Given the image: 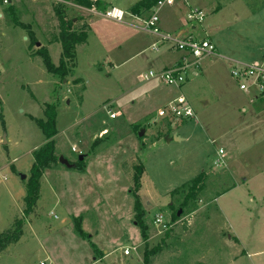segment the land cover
<instances>
[{
  "label": "rangeland",
  "instance_id": "374dc122",
  "mask_svg": "<svg viewBox=\"0 0 264 264\" xmlns=\"http://www.w3.org/2000/svg\"><path fill=\"white\" fill-rule=\"evenodd\" d=\"M2 1L0 233L21 221L22 235L0 252V264H143L145 247L155 251L150 264H264V99L246 98L230 76L236 63L262 61L264 0H186L189 7L175 0L157 10L161 33V19L168 25L175 14L174 29L207 37L216 48L199 62L197 76L182 74L179 87L158 76L182 52L171 51L170 41L157 44L159 38L145 31L150 11L138 18L127 12L140 0H87L100 12L108 3L123 11L120 23L98 13L85 16L70 6L74 0ZM8 4L22 26L5 25ZM56 9L72 20V30L88 25L86 43L75 48V68L63 80L47 73L35 55L46 50L58 65ZM192 10H200L203 21L183 26ZM150 72L155 77L141 78ZM178 97L194 119L163 130L180 140L156 139L163 123L174 121L159 119L157 110ZM45 104H55L56 161L43 171L39 198L24 215L33 153L44 144L33 119H43ZM220 148L224 164L216 167ZM58 157L82 163L85 174L66 169ZM137 159L144 168L138 196L145 243L131 194ZM201 173L202 187L182 207L187 191L171 192ZM76 218L88 239L76 235Z\"/></svg>",
  "mask_w": 264,
  "mask_h": 264
},
{
  "label": "trees",
  "instance_id": "16d2710c",
  "mask_svg": "<svg viewBox=\"0 0 264 264\" xmlns=\"http://www.w3.org/2000/svg\"><path fill=\"white\" fill-rule=\"evenodd\" d=\"M63 2H69V0H62ZM76 5L81 7H85L90 9L91 4L87 0H74ZM158 0H141L137 2L130 8V12L133 15L142 16L144 13H147L151 10V8L156 4ZM1 2V0H0ZM61 9V8H60ZM56 9L55 16L58 18V28L59 32L57 35V41L61 46V55L58 62V65L55 66L51 63L49 56L47 55L46 50L39 49L35 53L41 57L43 65L47 73L53 75L54 77L63 80L65 77L71 75L73 69L75 68V48L78 45H83L86 43L87 39V27H83L79 31L72 30V20H67L63 14V10ZM106 10H104L105 12ZM103 12V11H102ZM4 20L6 22V26L13 25L14 27L22 26L17 17L16 9L8 4V6L3 11ZM43 119L34 120L36 126L39 128L40 132L44 137V144L34 151L33 153V163L30 171V177L26 183L25 187V196L23 198L24 204V215H29L33 211L35 204L39 198V188H40V178L44 170L48 169L51 164H53L56 159L54 156V137L57 134L56 131V110L55 104H45L42 109ZM184 123V122H183ZM171 122L163 123L161 129L156 133V139L167 137L168 133L163 132L164 129L169 130L171 128ZM86 157V156H85ZM84 161V160H83ZM83 166L82 163H78L75 165V170L82 171ZM131 171L133 172L131 175V182L133 184V189L131 190V194L133 197V212L134 218L140 228V234L143 243L146 242V228L142 222L143 213L140 207V200L138 196V191L140 189V180L144 172L143 165L139 159H137V164L131 166ZM205 181V174L201 173L192 179L187 184H184L180 189L174 190L170 195H177L182 191H187V195L185 196V202H183L182 207L186 205L189 198H191L196 190L202 187ZM188 198V199H187ZM173 217H176L174 215ZM81 218L73 219L74 230L78 237L81 239H88L89 236L84 233L80 228ZM21 221H16L13 227L7 231L6 233H0V252H3L8 248V246L15 244L18 242L22 235L21 230ZM90 247L92 248L95 254L98 253L95 245L90 243ZM153 250H148L145 247L143 252V264H150V258L154 254Z\"/></svg>",
  "mask_w": 264,
  "mask_h": 264
},
{
  "label": "built area",
  "instance_id": "2783aa9c",
  "mask_svg": "<svg viewBox=\"0 0 264 264\" xmlns=\"http://www.w3.org/2000/svg\"><path fill=\"white\" fill-rule=\"evenodd\" d=\"M95 1V0H94ZM185 1V0H183ZM3 4L9 3V0H3ZM175 0H158L156 4L151 8L149 17L143 21L144 29L159 38V41H170L175 51H180L184 54V58L181 63L175 67L164 70L158 76V79L168 86H180L184 83L185 78L182 74L191 68L196 69L199 62L206 56L215 53L216 48L212 42L207 38H195L192 36L186 37H173L169 34H162L158 27L159 20L157 16V10L163 6L173 5ZM124 13L116 7H110L103 12V17L114 21L122 22ZM204 15L200 10H192L187 14V24L189 22L201 23ZM193 71V70H192ZM192 73V72H191ZM196 75V72L192 73ZM231 78L235 81L238 90L250 98L252 101H258L264 99V55L262 61L253 62L250 65H244L236 63L232 66L230 71ZM155 77L153 73L144 75L141 78L148 80ZM110 119L116 117L114 113L109 114ZM157 117L160 119H173V123L186 122L194 119L195 113L192 108L184 101L183 97H178L171 103H168L165 107L161 108L157 112ZM74 151V149H72ZM225 153L223 149L217 151V159L214 164L216 167H220L224 164ZM156 224H161V217H157L154 221ZM124 255H128L127 251H124Z\"/></svg>",
  "mask_w": 264,
  "mask_h": 264
},
{
  "label": "crops",
  "instance_id": "0c3cea01",
  "mask_svg": "<svg viewBox=\"0 0 264 264\" xmlns=\"http://www.w3.org/2000/svg\"><path fill=\"white\" fill-rule=\"evenodd\" d=\"M141 1V0H140ZM140 1H138V2H140ZM95 2H96V0H95ZM181 2V1H180ZM182 2L184 3L183 5L184 6H186V7H189V5H188V3H187V1L185 0V1H183L182 0ZM63 3H65V4H67L66 2H63ZM70 4V6H72V7H74V8H76L77 10H79L81 13H84L85 14V16L86 15H93V14H96V13H98V14H96V15H98V16H102L103 17V12H100V11H97L94 7L93 8H90V9H88V8H85V7H81V6H79V5H76V4H71V3H69ZM108 5V8L107 9H109L110 7H115V6H113V5H111L110 3H108L107 4ZM133 5H131V7H132ZM130 7V8H131ZM130 8H128L127 9V12H129L130 13V15L131 16H133V17H139L138 15H133L131 12H130ZM190 9V8H189ZM163 18L161 19V22H160V26H161V28H162V30L163 31H165V32H162L163 34H169V35H171V36H173V37H186V36H183V31L182 30H179V27H176L175 29L173 28V25H174V22L175 21H177V18H176V16H175V14L173 15L172 14V16H169V17H167V21L166 22H170V24H168V25H166L165 23H163ZM190 24V23H189ZM189 24H187L185 21H184V23H183V26H187V25H189ZM198 24H200V23H198ZM86 27H87V29H88V25L86 24L85 25ZM172 27V28H171ZM175 32H177L178 34H177V36L176 35H174L173 33H175ZM86 33H87V31H86ZM187 36H191V35H187ZM158 42V43H157ZM156 43L157 44H161V43H159L160 41L158 40ZM170 50L171 51H175L174 49H173V47H172V45L170 46ZM184 58V54L183 53H181V55L179 56V57H176V60L173 62V64H172V67H175V66H177V65H179L180 63H181V61H182V59ZM171 67V68H172ZM167 69H169V68H167L166 66H164L163 67V70L162 71H164V70H167ZM197 69H198V67L196 68V69H194V68H191L190 70H188V72L189 71H191L192 73L194 72H196V75H193L192 73H191V75H193V76H197ZM193 70V71H192ZM78 81V80H77ZM179 87V86H178ZM171 102V101H170ZM168 104V103H167ZM166 106V105H165ZM165 106H163V107H165ZM163 107H161V108H163ZM160 108V109H161ZM159 110V109H158ZM157 110V111H158ZM160 119V118H159ZM164 120V119H163ZM175 124H177V123H173V126H175ZM172 126V127H173ZM166 138H176V140H180V139H178V137L175 135L174 137H169V136H167ZM220 149H222V148H220ZM78 171V170H77ZM79 173H80V175H84L85 174V167H83V169H82V171H78ZM95 260V259H94Z\"/></svg>",
  "mask_w": 264,
  "mask_h": 264
},
{
  "label": "water",
  "instance_id": "95a60500",
  "mask_svg": "<svg viewBox=\"0 0 264 264\" xmlns=\"http://www.w3.org/2000/svg\"><path fill=\"white\" fill-rule=\"evenodd\" d=\"M35 46L36 47H39V44L38 43H36L35 44ZM142 135H143V132L141 131L139 134H138V136H139V138L140 137H142ZM164 140L166 141V142H170L171 140H176V138H164ZM6 143V141H5V138L3 137V139H2V145H4ZM84 158H85V155H79L78 156V162H81V161H83L84 160ZM57 162L60 164V165H62L63 167H65L66 169H75V164H73V163H70L68 160H66L65 158H63V157H58V159H57ZM19 178H20V180H24L25 179V176L24 175H19ZM180 215V211L177 213V216H179Z\"/></svg>",
  "mask_w": 264,
  "mask_h": 264
}]
</instances>
